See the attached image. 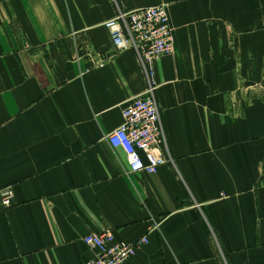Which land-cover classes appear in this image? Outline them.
<instances>
[{"label": "crops", "instance_id": "obj_1", "mask_svg": "<svg viewBox=\"0 0 264 264\" xmlns=\"http://www.w3.org/2000/svg\"><path fill=\"white\" fill-rule=\"evenodd\" d=\"M153 5L174 39L149 64L173 163L129 173L106 135L148 80L103 22ZM5 186L0 264H84L103 229L146 239L123 264H264V0H0Z\"/></svg>", "mask_w": 264, "mask_h": 264}, {"label": "built area", "instance_id": "obj_2", "mask_svg": "<svg viewBox=\"0 0 264 264\" xmlns=\"http://www.w3.org/2000/svg\"><path fill=\"white\" fill-rule=\"evenodd\" d=\"M103 25L115 50L134 51L148 80L140 93L126 100L121 108L122 122L106 135L107 142L124 153L127 172L154 173L159 166L173 163L156 99L158 86L152 80L149 67L154 58L173 51L174 39L167 10L163 5L132 10L117 7L115 14ZM12 202V188H0V209L9 207ZM82 241L97 249V255L84 264H123L146 239L118 241L112 230L103 229L85 234Z\"/></svg>", "mask_w": 264, "mask_h": 264}]
</instances>
